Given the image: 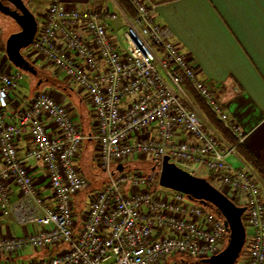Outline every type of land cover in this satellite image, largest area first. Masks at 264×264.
Segmentation results:
<instances>
[{
	"label": "built area",
	"instance_id": "2783aa9c",
	"mask_svg": "<svg viewBox=\"0 0 264 264\" xmlns=\"http://www.w3.org/2000/svg\"><path fill=\"white\" fill-rule=\"evenodd\" d=\"M127 1L134 17L127 18L122 49L108 32L116 13L59 0L50 2L29 45L84 92L93 117L89 131L49 90L8 114L9 93L22 73L0 70V210L13 211L21 224L42 227L0 238V254L17 256L32 246L47 249V255L16 264H193V258L218 253L228 230L213 209L162 187L158 172L125 170L132 159L150 157L160 165L168 156L193 175L198 174L195 165L201 166L212 181L230 188L227 196L245 207V264H264L263 184L249 167L226 162L235 147L192 106L185 85L238 142L243 133L171 39L169 28L155 21L152 10L159 1ZM22 135L31 142L24 158L17 147ZM91 140L106 175L99 187H92L78 158L83 143ZM27 159L42 162L50 195L36 186ZM9 181L20 191L15 203Z\"/></svg>",
	"mask_w": 264,
	"mask_h": 264
},
{
	"label": "crops",
	"instance_id": "0c3cea01",
	"mask_svg": "<svg viewBox=\"0 0 264 264\" xmlns=\"http://www.w3.org/2000/svg\"><path fill=\"white\" fill-rule=\"evenodd\" d=\"M47 1L49 5L52 0ZM59 1L85 8L93 5L103 8L102 5L105 2V0ZM108 1L119 9L128 23L127 18L129 17L119 3L116 0ZM158 1L159 4L152 10L155 21L169 28L171 39L188 57L191 65L197 70L198 76L211 85L216 98L223 105L229 118L239 126L243 133L240 146L244 154L234 145L235 150L226 155V162L232 167H249L256 174L250 166L249 159H252L264 171V6L259 0L254 4L236 6H224L218 0ZM108 32L114 42L120 46L114 20L109 22ZM16 69L17 67L8 65L0 53V70L15 71ZM39 80L41 82L50 79L46 76ZM51 81L56 84L54 80ZM71 85L74 84L71 83ZM77 89L79 90L78 87ZM184 89L192 106L221 137L197 104L192 94L196 93L192 87L186 84ZM45 90H49L56 99L67 104L70 113L82 125L85 122L92 123V111L85 94L66 103L68 96L73 97L71 95L73 93L66 92L67 88L61 86L59 89L46 88ZM79 92L81 94L82 91ZM28 99L29 97L23 93L22 85L18 84L9 93L7 113L11 114L19 107L25 106ZM83 103L89 104V111L82 109ZM44 123L52 128V123L47 117H44ZM29 145L31 142L25 135L17 139L18 151L22 158ZM24 162L33 175L36 186L43 194L50 195L47 173L42 162L34 159H27ZM9 188L10 201L15 203L20 198V191L12 181H9ZM226 188L230 191L228 186ZM262 197L264 200V187ZM40 229L42 227L36 224L19 223L13 211L0 210V238L22 237ZM46 255L47 249L45 248L27 246L22 248L17 256L0 254V264L29 262ZM245 258L246 256H243L239 264H245Z\"/></svg>",
	"mask_w": 264,
	"mask_h": 264
},
{
	"label": "water",
	"instance_id": "95a60500",
	"mask_svg": "<svg viewBox=\"0 0 264 264\" xmlns=\"http://www.w3.org/2000/svg\"><path fill=\"white\" fill-rule=\"evenodd\" d=\"M0 12L14 19L20 27L6 40L7 58L15 67L35 75L37 70L34 65L21 53L23 48L31 44L37 30L34 14L24 0H0ZM158 166L159 184L162 187L183 192L190 200L213 209L227 227L228 240L225 246L218 253L200 261L205 264H235L245 244L246 230L242 220L245 207L236 205L205 177L193 175L169 161L168 156L163 158L160 165H154L152 169ZM118 170H122L120 165Z\"/></svg>",
	"mask_w": 264,
	"mask_h": 264
},
{
	"label": "rangeland",
	"instance_id": "374dc122",
	"mask_svg": "<svg viewBox=\"0 0 264 264\" xmlns=\"http://www.w3.org/2000/svg\"><path fill=\"white\" fill-rule=\"evenodd\" d=\"M30 11L34 14L38 25L40 24L41 18L47 8L48 1L47 0H32L31 2H28L27 0H24ZM103 8L109 7L111 11L116 13L117 19L114 20V24L117 27L118 35H119V43H120V49L126 47V41L124 39V33L127 21L125 17L122 15V13L119 11V9L115 8L111 2L108 0L104 2L102 5ZM77 8L85 9V7L77 6ZM108 9V8H107ZM20 29L19 25L12 19L10 16L5 15L0 12V53H2L3 57L5 58V61L8 65H11L15 67L7 58L6 52H5V44L6 40L9 37L10 34L17 32ZM21 53L30 61L33 63L35 69L37 70V73L34 75L28 71L21 70L22 73V79L19 81L18 84H21L23 87V93L27 95L28 97L32 96L33 94L37 92L44 91L46 88H52V89H59V87L63 86L67 88V93H73V97H67L66 103L71 102L72 100H76L79 96L83 95L84 92L82 91L80 94V90L77 89V85H71L70 82L66 79L63 73H59L56 70V67L49 63L48 60L40 57L37 53H34L30 50V46L23 48L21 50ZM47 76L50 80H43L39 83V78H45ZM39 77V78H38ZM51 80H54L56 84H53ZM39 83V84H38ZM67 105V104H66ZM82 109L85 111H89V104L83 103L81 105ZM85 131H89L91 124L90 122H85L84 124ZM94 144L95 141H85L83 143L82 148L80 149V152L78 154L79 162L82 166V172L90 179L92 187H99L101 186L105 180L106 175L102 168L97 164L95 157H94ZM154 161L149 157L146 161H140L132 159L129 161L128 166H126L125 170H129L132 172L139 171L144 175L149 174L150 172L156 174L158 172L157 167L155 169H152L154 166ZM195 168L197 169L198 174L196 176L205 177L207 180H209L213 185L218 187L223 193L226 195L229 194V190L226 188V186H222L219 183L212 181L207 175L206 170L202 168L199 165H195ZM83 208L86 209L87 205L84 204ZM225 246V245H224ZM222 246L221 248H223ZM246 255V243L242 248L241 254L239 258L237 259L235 264H239L240 261L243 259V256ZM194 263L193 264H205L200 261L198 258H193Z\"/></svg>",
	"mask_w": 264,
	"mask_h": 264
},
{
	"label": "trees",
	"instance_id": "16d2710c",
	"mask_svg": "<svg viewBox=\"0 0 264 264\" xmlns=\"http://www.w3.org/2000/svg\"><path fill=\"white\" fill-rule=\"evenodd\" d=\"M119 5L122 7V9L125 11V13L128 15L129 18L134 17V11L130 7L129 3L127 0H116ZM32 65L33 63L30 62ZM197 104L200 106L201 110L204 112L205 116L208 118V120L214 125L215 129L220 133L222 139L230 144V145H235L236 148H238L239 151H241L242 154H244V151L241 149L240 142H238L236 136L225 126V124L219 120L216 115L208 109L202 100L194 93H192ZM250 166L254 169L256 172L257 176L260 178L263 187H264V171L258 167L256 163L252 159H249Z\"/></svg>",
	"mask_w": 264,
	"mask_h": 264
},
{
	"label": "snow or ice",
	"instance_id": "6c2138e0",
	"mask_svg": "<svg viewBox=\"0 0 264 264\" xmlns=\"http://www.w3.org/2000/svg\"><path fill=\"white\" fill-rule=\"evenodd\" d=\"M219 3L223 4L224 6L232 5H248V4H254L257 2V0H218ZM262 6H264V0H259Z\"/></svg>",
	"mask_w": 264,
	"mask_h": 264
},
{
	"label": "flooded vegetation",
	"instance_id": "af4514ba",
	"mask_svg": "<svg viewBox=\"0 0 264 264\" xmlns=\"http://www.w3.org/2000/svg\"><path fill=\"white\" fill-rule=\"evenodd\" d=\"M5 3L10 5V3H8V2H5Z\"/></svg>",
	"mask_w": 264,
	"mask_h": 264
}]
</instances>
